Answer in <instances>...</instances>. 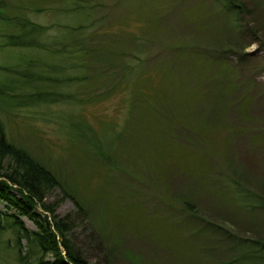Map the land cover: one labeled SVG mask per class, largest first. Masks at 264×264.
<instances>
[{
  "label": "rangeland",
  "instance_id": "374dc122",
  "mask_svg": "<svg viewBox=\"0 0 264 264\" xmlns=\"http://www.w3.org/2000/svg\"><path fill=\"white\" fill-rule=\"evenodd\" d=\"M238 1L234 21L213 0H1L0 35L22 16L58 37L93 21V61L114 65L85 73L82 104L23 108L0 124L58 177L44 201L89 264H228L231 235L264 232V207L238 192L264 197V0ZM2 42L0 64L33 51ZM68 113L114 135L110 163L69 135ZM0 264L36 262L0 231Z\"/></svg>",
  "mask_w": 264,
  "mask_h": 264
},
{
  "label": "trees",
  "instance_id": "16d2710c",
  "mask_svg": "<svg viewBox=\"0 0 264 264\" xmlns=\"http://www.w3.org/2000/svg\"><path fill=\"white\" fill-rule=\"evenodd\" d=\"M221 2L222 10L238 20L245 6L238 0H213ZM1 4V0H0ZM88 9L74 2L71 10ZM9 20L8 17H2ZM93 21L79 22L64 26L61 36L50 34V25H43L22 16L17 20L14 31L0 35L2 45L33 49L21 62L0 64V124L1 118L19 109L45 107L51 104L80 105L88 95L75 90L77 84L85 80L90 68L105 72L114 65L106 61H93L100 54L101 42H97L93 32H89ZM136 52L140 48L136 47ZM38 50H42L43 54ZM135 56L136 53H133ZM128 66H120L127 69ZM132 71L125 70V72ZM69 127V135L75 140L87 143L92 152L101 160L110 163L109 145L114 135L104 139L94 134L90 124L70 113L64 117ZM114 134V133H113ZM53 188H61L56 174L38 162L23 146L9 140L0 125V231L9 232L17 244L24 240L27 252L34 256L36 264H89L78 249L67 238L68 227L64 218L54 214V204L46 203L45 196ZM244 199H252L264 207V197L253 196L239 190ZM69 196L78 205L73 196ZM183 200L190 214H195ZM25 217L33 227H27ZM232 257L228 264H264V232L256 238L231 235ZM17 257L21 261V247Z\"/></svg>",
  "mask_w": 264,
  "mask_h": 264
}]
</instances>
